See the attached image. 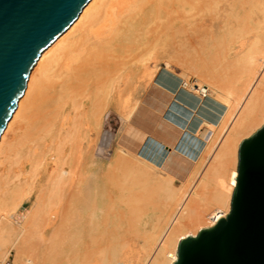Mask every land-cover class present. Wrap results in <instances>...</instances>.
<instances>
[{
    "label": "bare ground",
    "instance_id": "1",
    "mask_svg": "<svg viewBox=\"0 0 264 264\" xmlns=\"http://www.w3.org/2000/svg\"><path fill=\"white\" fill-rule=\"evenodd\" d=\"M244 32L254 38L234 51L242 66L223 83L215 69ZM179 62L190 68L180 72ZM161 71L223 109L219 122L203 120L195 133L168 126V147L141 143L129 127L113 157L122 172L114 187L99 175L93 144L73 152L54 142L58 119L73 121L76 88L98 87L86 122H105L113 108L133 123L146 108L145 94H135L156 88ZM263 124L264 0H91L41 54L0 138V264H10L11 248L14 264H173L182 239L230 212L240 137ZM40 171L31 203L30 175ZM143 189L161 204L137 205ZM127 239L143 241L145 252Z\"/></svg>",
    "mask_w": 264,
    "mask_h": 264
},
{
    "label": "water",
    "instance_id": "2",
    "mask_svg": "<svg viewBox=\"0 0 264 264\" xmlns=\"http://www.w3.org/2000/svg\"><path fill=\"white\" fill-rule=\"evenodd\" d=\"M91 0H0V138L41 54ZM173 264H264V124L244 139L230 212L182 239Z\"/></svg>",
    "mask_w": 264,
    "mask_h": 264
},
{
    "label": "rangeland",
    "instance_id": "3",
    "mask_svg": "<svg viewBox=\"0 0 264 264\" xmlns=\"http://www.w3.org/2000/svg\"><path fill=\"white\" fill-rule=\"evenodd\" d=\"M212 30V29H211ZM254 38V35L252 34H246V32L242 33L241 36L235 41L234 44H232L231 47L235 48V50H232L229 54V58L227 57V60L221 64L217 65L215 71L217 74L223 79V83H228L233 77H231V73L236 72L239 68H241V59L235 57L234 51H240L244 48L243 43L249 44V42ZM179 71L180 72H185L183 71V68L187 69L190 68L183 62H179ZM189 74H191V82H194V73L189 70ZM221 79V80H222ZM147 87L143 86L139 89V91L135 94L134 98L137 97H143L144 94L145 96L143 99L145 101H149L153 99L152 97H158L159 95L152 90L153 87ZM97 89L98 87H95V93L88 88L84 89L81 86L75 89V94L76 96V101L75 104H73V111L70 112V118L73 117L72 122H64L62 119H58L59 121L56 122L55 124V134L54 135V142H59L62 145H64L67 148H72L74 149L73 152L75 151L76 148H84V147H89L93 144V158L95 160V163L97 166H99V175L104 174L106 177H111V180H113V187H114V182L115 180L119 177V179L122 178V172L118 168L114 167L113 164V157L116 155L117 152H119V143L121 144V141L125 140V137L127 135V131H129V127L131 126L132 122H121L119 118V114L113 109V108H108L107 109V116H106V121L105 122H86V116L90 114L93 109H91V101L94 100L96 94H97ZM85 92H84V91ZM81 91V93H80ZM80 94V95H79ZM95 94V95H93ZM90 95V96H89ZM158 95V96H157ZM150 96V97H149ZM80 98V99H79ZM84 98V99H83ZM147 104V103H146ZM147 106V105H146ZM94 107V106H93ZM101 108L100 107H97ZM78 110V111H77ZM148 110V109H147ZM150 111V110H148ZM77 117V118H76ZM80 117V118H79ZM85 117V118H84ZM158 116L157 111L155 112L154 110L151 111L150 117L147 115V119L149 120L150 118L152 119H157ZM78 122H74V121ZM129 123V124H128ZM62 126V128L60 127ZM58 131V132H57ZM61 131V132H60ZM122 132V133H121ZM122 135V136H121ZM251 136V134L245 133L242 134L240 137V141L248 138ZM70 137V138H69ZM72 137V139H71ZM59 138V139H58ZM65 139V142H64ZM69 139V141H68ZM121 140V141H120ZM61 141V142H60ZM64 142V144H63ZM72 142V143H70ZM84 142V143H83ZM92 142V143H91ZM66 143V144H65ZM118 143V144H117ZM92 149V148H91ZM56 149L50 150L52 151L51 153L47 154V158H50L53 156V154L56 152ZM235 161L237 162L236 159V154H235ZM236 169L233 170L235 172ZM43 174V172L39 173H33L30 176V181H29V190H28V196L30 198V202L33 203L35 201L36 196L38 195L39 192V179L40 176ZM175 178V177H174ZM175 178L174 179V187L175 189H182V180ZM232 183V190H234L233 187V176L231 179ZM229 185H230V180H229ZM119 187L121 188L122 191H125L120 184ZM118 189V188H116ZM120 192L121 190L118 189ZM145 191V196L144 200H138L137 205L141 204L143 205L144 208H148L149 204L152 206L154 205H160L161 204V198L154 197L149 200L147 197V194H149L148 190L143 189ZM115 193H117L114 190ZM122 193V192H121ZM139 192L134 193V195L138 194ZM155 196V195H154ZM148 198V200L146 199ZM209 207H214L213 205H209ZM206 215V213H205ZM206 221V220H204ZM204 223V222H203ZM204 226V225H201ZM194 229V228H193ZM114 232H116L114 230ZM123 234V236H117L116 239L118 242L123 241L126 237L124 236L123 231H118ZM130 242H125V245H132L134 246V249L137 251L145 252L144 246H143V241L140 239H127ZM133 240V241H132ZM132 241V242H131ZM143 255V254H142ZM7 261H9L10 264H14V250L13 248L10 249Z\"/></svg>",
    "mask_w": 264,
    "mask_h": 264
},
{
    "label": "crops",
    "instance_id": "4",
    "mask_svg": "<svg viewBox=\"0 0 264 264\" xmlns=\"http://www.w3.org/2000/svg\"><path fill=\"white\" fill-rule=\"evenodd\" d=\"M155 82L156 88H152V90L155 91L159 96L152 97L153 99L146 102L147 106L144 111H142L141 117L134 120L130 126L133 128L135 133H138L139 136H141V138L143 139V142L141 141V143H145L149 139V137H152L154 138V140H157L156 142H158L162 146L168 147V143L172 140V137L168 135L169 132H166L168 130V126L176 127L179 129H187L191 133H195L196 130L200 128V123L203 120H207L212 123L219 122L218 119L223 109H221L218 105L214 103H207L206 105H204L199 100L188 96L183 90V87L178 84V80L170 78L169 76L164 74L163 71L159 73ZM176 84L178 86L177 88L174 87ZM172 91L174 93H172ZM147 109L150 111H148ZM151 110H154L155 112L157 111V114H159L158 116L160 117H157V119L150 118L148 120L147 115L148 117H150ZM166 120L169 122H165ZM146 143H148V141ZM127 144L129 145L131 144V142Z\"/></svg>",
    "mask_w": 264,
    "mask_h": 264
},
{
    "label": "built area",
    "instance_id": "5",
    "mask_svg": "<svg viewBox=\"0 0 264 264\" xmlns=\"http://www.w3.org/2000/svg\"><path fill=\"white\" fill-rule=\"evenodd\" d=\"M205 90H207V88H205Z\"/></svg>",
    "mask_w": 264,
    "mask_h": 264
}]
</instances>
